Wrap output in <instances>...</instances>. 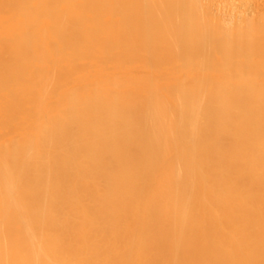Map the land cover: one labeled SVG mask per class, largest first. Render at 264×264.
Listing matches in <instances>:
<instances>
[{
    "label": "bare ground",
    "instance_id": "6f19581e",
    "mask_svg": "<svg viewBox=\"0 0 264 264\" xmlns=\"http://www.w3.org/2000/svg\"><path fill=\"white\" fill-rule=\"evenodd\" d=\"M0 264H264V0H0Z\"/></svg>",
    "mask_w": 264,
    "mask_h": 264
}]
</instances>
